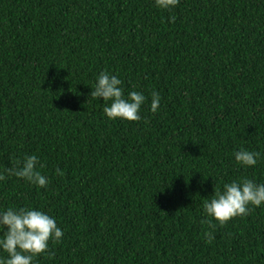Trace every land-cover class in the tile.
<instances>
[{
  "label": "trees",
  "instance_id": "16d2710c",
  "mask_svg": "<svg viewBox=\"0 0 264 264\" xmlns=\"http://www.w3.org/2000/svg\"><path fill=\"white\" fill-rule=\"evenodd\" d=\"M104 71L148 98L140 122L91 97ZM33 154L47 188L10 177L0 209L62 228L34 264H264V207L223 226L203 210L264 182V0H0V172Z\"/></svg>",
  "mask_w": 264,
  "mask_h": 264
},
{
  "label": "clouds",
  "instance_id": "9594fccd",
  "mask_svg": "<svg viewBox=\"0 0 264 264\" xmlns=\"http://www.w3.org/2000/svg\"><path fill=\"white\" fill-rule=\"evenodd\" d=\"M154 6L162 11H171L179 0H153ZM123 82L117 75L108 71L101 72L91 87L93 99H103V112L112 121L140 122L141 108L147 97L139 91H129L125 95ZM160 94L151 92L150 110L157 114L161 105ZM236 163L245 169L253 168L261 158V153L240 148L234 153ZM43 164L38 156L25 155L18 166L0 172V182L15 176L24 182L46 189L48 178L40 169ZM56 175L64 172L56 169ZM264 207V182L241 178L224 183L222 188H214V195L203 204V210L209 220L204 221L213 226V221L223 226L237 217H244L253 208ZM0 264H34L41 255L48 254L50 242L55 245L62 242L64 232L56 220L42 210L33 207L0 209ZM211 236V234H209Z\"/></svg>",
  "mask_w": 264,
  "mask_h": 264
}]
</instances>
